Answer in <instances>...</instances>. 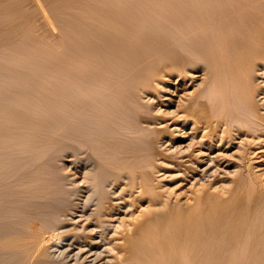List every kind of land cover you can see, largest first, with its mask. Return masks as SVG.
Returning <instances> with one entry per match:
<instances>
[{
    "label": "bare ground",
    "instance_id": "1",
    "mask_svg": "<svg viewBox=\"0 0 264 264\" xmlns=\"http://www.w3.org/2000/svg\"><path fill=\"white\" fill-rule=\"evenodd\" d=\"M131 1L134 0H0V44L14 39L15 45L16 38L21 36L26 27L35 24L45 26L47 14L42 6L45 4L44 7L48 6L50 9L48 13L55 15L53 20L51 17L46 23L52 30L53 49L57 51L62 48V55L64 53L63 56L66 57L63 67L68 68L64 73L52 70L55 76L62 74L63 79L58 75L59 81L62 80L64 83L67 81L63 86L62 81L53 84L56 91H66L64 94L66 101L63 102L61 99L62 102H56L58 100L56 98V103L50 106L56 111L64 110L65 114L62 113L60 119H54L53 116L52 119H24L20 121L24 133L17 129L20 135L24 134L23 138H19L20 135L15 132V136L13 133L10 135L14 137L7 135L5 138L7 143L12 144L10 149L14 148V153L16 147L24 142L25 146L23 144L19 146L20 148L22 146L28 148V145L32 147L34 143L40 144V147L33 145L31 151L26 153L28 157H22L23 160L13 159V152L9 149L11 152L6 153L5 158L0 161V240H4L0 242L2 243L0 264H60L57 262L60 260L50 254L51 245L47 241L49 239L46 240L45 237L53 235L56 226L65 223L63 216L71 207L73 208L72 193L66 192L61 178L52 170L54 167L52 160L48 168H38L32 171L33 173L28 170L30 168L28 165L30 166L32 161L39 160V155L45 153V150L49 154V150L63 148L64 153L68 152L74 158L70 161L75 169L94 171V175L100 169L98 168L100 164L106 165L113 159L117 163L119 161L126 164L140 161L144 142L140 138L141 127L135 122L138 117L135 100L140 98L137 91L143 95L153 94L156 81L162 78L172 80L173 83L175 81V84L183 83L182 86H191L192 83L188 82L201 76L207 80H204V86L199 87L197 93H192L189 99H187L189 96H186V102L182 100L184 103L180 105L173 120L177 121L178 125L192 123V143L188 145V150L179 151L175 159L165 157L164 154L159 155L161 157L154 159L156 162L151 164L152 168L149 165L145 167L150 168L149 173L145 172L144 168L141 170L144 174L137 170L136 173L132 172L134 179L131 182L132 184L134 182L136 188L133 187L137 190V195L144 199L142 202H147L148 205L142 209L144 218L141 217L142 220L140 219L138 223L135 220V230H132L134 232L127 230L128 232H125L127 238L122 232L125 236L123 235L124 239L121 240L124 241L123 244L119 241L121 248L118 249L125 252L124 259L131 264H264V197L262 198L264 192L258 193L254 205L247 206L239 199L240 194L245 193L243 188H241L243 194L240 193L238 196L239 189L236 188V192L228 196V199H224L218 196L217 191L218 195L212 194L215 190H211L212 186L200 183L207 178L210 169L205 165L210 161L212 167L222 166V157L227 158L223 152L237 143L236 139L243 137L249 139L250 143H247L246 147H251L253 143L260 147L259 141L264 139L262 113L264 106L262 107L259 100V97L264 95V0H234L233 6L225 5L220 11L218 9L217 15L209 14L211 16L193 13L197 7L192 2L186 3L189 0L183 2L167 0L168 7L174 9L172 12L175 10L190 12L175 15V12L171 13V9L165 13L163 11L159 14L167 17V20L164 18L166 21L161 24L162 18H159L160 21L155 13V16L150 14V7L146 4L148 1L145 3L142 0L140 4H138L140 0L138 2L135 0L136 3ZM162 1L165 0L158 1L160 5L165 3ZM38 10L42 11L43 19L46 18L42 20L43 24L38 21L40 19L37 18L40 15L37 14ZM60 16L65 17L63 29L60 27L63 24L62 19L60 26L57 22ZM207 27L212 30L207 31ZM58 28L64 30L60 31L62 36L55 33L56 30L59 31ZM38 32L37 34L40 33ZM47 32L41 34L47 35ZM47 39L45 38L46 41ZM158 58L165 60L161 71H155ZM18 79L16 77L14 81ZM55 79L58 81L57 77ZM59 93V96H62L61 92ZM16 95L21 98L24 96L13 93L6 100H12ZM155 122L154 124L157 123ZM163 124L157 123L158 130L168 126V123ZM12 139L16 141L14 142L16 145ZM155 145L157 146L156 143ZM261 145L264 146L262 143ZM35 148L45 150L35 151ZM215 150L220 154L217 153V157L221 156V152L224 156L212 157ZM36 152L40 153H37L38 157L36 154L33 158L29 157V153ZM142 159L145 158L142 156ZM166 164L172 167L163 166ZM151 169L157 174L163 170L178 171V181L200 183V190L197 188V191L192 193L194 203L188 204L187 201L185 203L187 205H184V202L174 201V197L167 196L169 193L166 195L167 191L163 193L164 184L157 186L149 183L156 178L155 173L152 172L154 176L150 175ZM248 173L246 175H249ZM111 177L112 175H109L104 181L105 186L108 182L109 186L114 183L111 182ZM122 177L125 179L126 176ZM85 178L89 180V177ZM95 180L94 176L93 181ZM215 180L216 178L214 180L212 178L207 181ZM239 180L237 182L234 180L238 187L244 179L240 182ZM133 187L131 188L134 190ZM92 195L96 196L98 193ZM96 197H91V200L98 201L96 206L100 207L101 199ZM209 204L210 206L213 204V208L207 209ZM55 234L53 239L57 236V233ZM79 240L75 236V242ZM60 262L67 264V261Z\"/></svg>",
    "mask_w": 264,
    "mask_h": 264
},
{
    "label": "rangeland",
    "instance_id": "2",
    "mask_svg": "<svg viewBox=\"0 0 264 264\" xmlns=\"http://www.w3.org/2000/svg\"><path fill=\"white\" fill-rule=\"evenodd\" d=\"M138 1L139 0H136V2H138ZM158 1L161 2V0H151V1L150 0H146V1L144 0L143 2H145V3L147 2L146 4H148V7H150L149 9H150L151 15H154V13H155L156 16L158 17L157 19L162 18L161 19L162 21L159 19L161 22L158 21V23L160 22V24H161L167 20V17H162V16H160L159 13H162L163 11H164L163 13L168 12V11H170L171 8L168 7L169 2L166 3L167 0L162 1V2L166 3L165 6H164L165 3H162V5H160V3ZM171 1H175V0H171ZM176 1L177 2L178 1L183 2L185 0H176ZM233 1L234 0H232V1L231 0H189L186 3L192 2L195 4V6L197 8H196L195 12L193 11V13H195L197 15H198V13L200 15H207V14L208 15L209 14L217 15V13L220 11V8H222V7L224 8L225 5H226V7H230V5L233 6L232 5ZM131 2L136 3L135 0L131 1ZM140 3H142V0H140L138 2V4H140ZM44 5L42 4L43 10L47 14V20L45 17H44L45 19H43V16L41 13L42 11L40 12L39 10H38V12H40V13L37 12V14L38 15L40 14L42 17L39 15V16H37V18L40 17V19L38 21L41 23L44 20H46L45 26L42 25L43 26L42 27V26H38L39 24L38 25L35 24V25H31L28 28L26 27V30H24L23 33L21 34L22 37L18 36L16 38L15 45H14V39L10 41L11 43L6 41L7 43L5 42L4 44H0V48H1L0 49V75L2 76V78L0 76V81H2V83L0 82V84H1L0 85L1 86L0 87V121L3 123V124L0 123V157H1L0 161H2L5 158L4 155L6 153L11 152L10 150H12V152H13V150H14V148L10 149V147H12V144H10L9 142L7 143V140H5L6 136L8 135V137H14L15 134H19L18 131L24 133L21 130L22 124H20V121H22L24 119H52L53 117H54V119H60L63 116V114H65L64 110L59 109L58 111H56V109H54L52 106H50L56 101V98L58 99L56 102L66 101L65 100L66 95H64L66 91L64 92V91L57 90L58 94L56 95L57 91L54 89V85H53L55 83H60V81H62V80L59 81V78L62 77V74L61 75H59L60 73L58 74L60 77H58V75L55 76V74L52 73V70L54 69V70H58L61 73H64L65 71L67 72L68 68H67V66H65V68H67V69H64V67H63L65 65V62H66V61H64L66 59V57L63 56L64 53L62 55V52H63V51H61L62 48H61V50L59 49L57 51L55 49H53V42H52L53 38H51V36H52L51 31L52 30L50 27L46 26L47 25L46 23H48L49 20H51V17L53 20V16H55V15H52V13L51 14L48 13V11L50 12V9L47 6L48 10L46 11L47 8H46V6L44 7ZM218 9H219V11H218ZM172 10H174V9H171V13L175 12V15H178L180 13L183 14L186 12H190V11H186V10L185 11L184 10H175L172 12ZM49 14H50V16H48ZM211 15H209V16H211ZM164 18H166V20ZM60 19H62L61 21L63 22V24L61 23ZM63 19H65V17L60 16L58 21H57L59 26H60V24H62V26H60L61 29H63V25L65 27V24H64L65 20H63ZM45 27H48L47 29H49V30H47ZM43 28H45V30ZM207 28H208L207 31L212 30L209 27H207ZM41 30H43V31H41ZM58 30L59 31H57V30L55 31V33L58 35H59L60 31L61 32L64 31V30L63 31L60 30V28H58ZM37 31H39V32L41 31V32L40 33L38 32L39 34H37ZM49 31H50V33H49ZM42 32H45V33L47 32V35L45 33H44L45 35L41 34ZM60 35L62 36V33H60ZM44 36H45V38H48L47 41L45 40ZM39 37L41 39H39ZM17 39L20 41H18ZM41 41H43V42H41ZM45 41H46V43H45ZM13 46H14V48H13ZM28 49H30V50H28ZM59 51H61V52H59ZM55 62L57 63V65ZM164 63H165V60L158 58V61L156 63L157 65L155 66V71L156 70H158V71L163 70ZM54 65L57 66L58 68L56 69ZM3 77H5V78H3ZM16 77L19 79L15 80L16 81L15 82L14 78H16ZM53 77H54V79H53ZM56 77L58 78V81H56V79H55ZM12 78H13V80H12ZM60 79H63V77ZM162 79L161 80L159 79V81H156L155 88L152 91L153 94L143 95V93H139L137 91L138 97H140V98H138L137 101L135 100L136 104L134 103L136 105V111H137V115H138L135 122H136V125L138 124V127L139 126L141 127L140 128L141 132L139 131V133L141 136L140 138L143 140L142 142H144V143H142V145L143 144L144 145L142 146L141 155L145 159H142V156H141L140 161L136 160L137 163L134 161L131 163L129 162L130 164H133V165H130L129 163H127V164L122 163L119 161H118V163L120 165H118V163L113 159L112 161H108V163H106V165L100 164L98 166V168H100V169L98 170V168H97L98 171L94 175V171L91 172L88 170L84 171V169H75L72 166L71 161H70L71 159L73 160L74 158L71 157V155H69L68 152L64 153L65 151L63 150V148H62V150L56 149V150H59V152H57L55 149H52V151L49 150V154H47L46 152H48V151L45 150V148L42 149L43 147L41 145L42 148H38L39 150H37V148H35V151L36 150L40 151L42 149V150H45V153H43V152H42L43 154L42 153L40 154L39 152H36L34 154L29 153L30 154L29 157L31 156L33 158V156L35 154H36L35 156L38 157L37 153L40 154L39 155L40 157H39V160L35 159V161H32L31 162L32 165L31 164H30V166L28 165V168L30 167L28 170H30L31 172L32 171L34 172L35 170H38V168H40V169H43L46 167L48 168V166L50 165L49 163L52 160V162H53V163L51 162L52 167L54 165V167H53L54 169L52 168V170H55L57 175L61 178L62 185H64L66 192L72 193V197H73L72 202H74L72 204L73 208L71 207L70 210H68L69 212L68 211L66 212V214H65L66 216L65 215L63 216L62 219H65V221H64L65 223L62 224V226L60 224L56 226V228H55V233H57L56 238L53 239V237H55V235H56L55 233L53 235H50V237H47V236L45 237L46 240L49 239L47 241L49 242V245H51V248H50L51 253L50 254H52V256H54V257H57L56 259H59L60 261H62L64 263L67 261L66 262L67 264H117V263L118 264H124V263L125 264H131L125 260L126 256L124 257V255H123V254H125V252L121 249H118V248H121V245L119 246V243H120L119 241H121V243H122L124 241L123 240L124 236L127 235L126 233L128 231L131 232L132 230H135V222L136 221H137V223L140 222L141 217L144 215L142 212V209L148 205L147 202H142V200L144 201V199H141L139 197V195H137L138 193H137V190L135 189L136 187L134 185V182H133V184L131 182V181H133L132 179H134L133 178L134 175L132 174V172L136 173V170H137L140 173L141 170H143V168H144V171L147 172L148 169H150V168L145 169V167H148V165H149V167H151V164L153 162H156V161H154V159L161 157L159 155L164 154L165 157H170L172 159H175L174 157H176L175 155L179 151L188 150V147L192 143V137H193L191 135L192 127H193L192 123H186V124L179 123V125H178L177 124L178 122L173 121V120H174V117H176V115L178 113L180 105H182L184 102H186V100L189 99L193 95L192 93H197V91L199 90V87H201V86L203 87L204 86L203 84H205L204 80H206L205 78H203V76H201V77L194 78L193 81L188 82L189 84L192 83L191 86H189V85H186V86L183 85L182 86L183 83L175 84V81L173 83L172 80H168L167 78H162ZM261 79L263 80V78H261ZM261 79H259V80L262 81ZM12 81H14V82H12ZM54 81H56V82H54ZM65 81H66V79H65ZM13 83H15L16 86ZM17 83L20 84L19 87H18ZM38 83H39V85H38ZM63 83L64 82L62 81L61 82L62 86L65 84V83L64 84ZM11 84H13V85L11 86ZM3 85H5V86H3ZM35 87H37V88H35ZM59 92H61L62 96L61 95L59 96V94H60ZM13 93L19 94V95H24V96L27 95V96L26 97L22 96V98H21V97L16 95L14 99L6 100L7 97L11 96V94L13 95ZM55 95H56V97H55ZM143 96H146V97L144 98ZM186 96L187 97L189 96V97L187 98ZM17 98H19V99H17ZM61 99H62V101H61ZM3 100L4 101L6 100L5 102H7V103L9 102V103L7 104ZM182 100H185V101L182 102ZM259 100H260V104L263 107L264 106V95L260 96ZM1 102H3V103H1ZM10 102H12L11 106H10ZM144 102H146V103H144ZM6 109H8L10 111H8V110L6 111ZM262 113H264V108L262 109ZM153 115H155L156 117ZM8 117H10V118H8ZM153 120H155V121L157 120L156 121L157 123L162 122V123H164L163 125L168 123L167 124L168 126H166V128L164 127V128H161L158 130V125ZM154 122L156 124H154ZM175 122H176V124H175ZM170 123H172V124L169 125ZM7 126H9V127L7 128ZM155 128H157V129H155ZM17 129H18V131H17ZM144 129H145V132H143ZM3 130H4V132H3ZM155 130L160 132V134ZM14 132H15V134H14ZM11 133H13L14 136H10V135H12ZM22 133H21L22 136L19 134L20 135L19 138H23L24 134H22ZM16 137H18V136H16ZM242 139L244 141H242ZM12 142L14 143L16 141L12 139ZM235 142H237V143H235L231 147L229 146L227 148V150H225L223 152V154L226 155V157H227V158L222 157L221 163H223L224 165L222 164V166H219V167L218 166L212 167V166H210V161L207 163V165H205V167H209L210 169H209V172L207 174V178L204 179V181L201 180L200 183L203 185L205 184V186H212L211 190L212 191L214 189L215 190L213 191V193L212 192L211 193L216 194V195L219 194L218 196H220L221 198H224V199H228V196H230L234 192H236V188L239 189V190H237V195L240 193L243 194L245 191V193L247 195L245 193H244V195L240 194L241 197L239 199H241L242 202H245L247 204V206L250 204L254 205L256 203L255 199H257V197H258V193L264 192V185H261L262 183L264 184V176H263L264 175V146L261 145V143L264 144V139H263V141L262 140L259 141L260 147L258 144L255 143L257 145V147H259V148H257L256 145H254V143H253L254 146L251 144V147H249V146L246 147L250 143V140L247 139L246 137H243L241 139L240 138L236 139ZM155 143L157 144V146L155 145ZM14 144L16 145V143H14ZM23 144H21V145H23ZM25 144L23 146H25ZM35 144L36 143H34L33 145H35ZM21 145H19V146H21ZM33 145H32V147H34ZM19 146L16 147L18 152L15 149V153L14 152L12 153V155H14L13 159L15 158L18 160V158H20L23 160L22 157H25L26 153L28 154V151L32 147H31V145H28V148H29L28 149L27 147L22 148L23 147L22 146L20 148ZM35 147H40V144L38 145V143H37L35 145ZM26 149H27V151H26ZM33 150H34V148H33ZM54 152H56V153H54ZM154 152L157 154L159 153L158 156H157V154L155 155ZM250 152H252V153H250ZM32 153H33V151H32ZM144 153L146 155H144ZM217 153L219 154V151L215 150V152L213 153L214 155L212 154V157L213 156L217 157L216 156ZM223 154L221 152V156H224ZM153 155H155V157ZM219 155L217 158L221 157ZM15 156H17V157H15ZM41 156H42V158H41ZM53 156H54V158H53ZM243 156H244V158H243ZM26 157H28V156H26ZM245 157H246V159H245ZM223 158H224V160H223ZM248 159H250L251 162ZM242 160H243V162H242ZM33 162H35V163H33ZM161 162H160V164H161ZM19 164H17V165H19ZM107 164H109L108 167H107ZM121 164H122V166H121ZM163 164H165V163H163ZM247 164H249V165H247ZM250 164H251V166H250ZM134 165L136 167L138 165H140L139 166L140 168L137 167L138 168L137 169V168H135ZM103 166L105 169L102 168ZM119 166L122 170L120 168H118ZM128 166H129V168H131V170L128 168ZM163 166H166L168 168L172 167L168 164L163 165ZM117 169L118 170L120 169L122 172L120 170L117 171ZM139 169H140V171H139ZM79 170H81V171H79ZM86 171L91 172L90 174L88 173L90 176L87 174ZM172 171L173 170H171V171L163 170L157 174L154 172V169H153V171L151 169L150 175L151 176L155 175L156 178L154 177V179H152V177H151L152 180L149 178L151 180L149 183L156 184L157 186L158 185L163 186V184H164V187H162V189H165L163 193L165 194L167 191L166 195L169 193V195H167V196H172L171 198L174 197L173 198L174 201L177 200L181 203L184 202V205H187V204H185V203H187V201H188V204H193L194 200L192 199L193 198L192 193H194V191H197V188L200 190L201 184L200 183L196 184V181H191V182L178 181V179H179L178 171H173V172ZM116 172H117V174H116ZM124 172L126 175L124 174ZM152 172L155 174L152 175ZM112 173H114V175ZM119 173H123L124 175L119 174ZM141 173L144 174L143 171ZM147 173H149V171ZM247 173L251 176L246 175ZM130 174H132L133 176L130 177ZM212 174H215L216 176L212 175ZM256 174H258V176ZM109 175H112L111 182H114V183L110 184V186H109L108 184L110 182H108L107 185L105 186L104 181L108 178ZM121 175L124 177L126 176L125 179ZM86 176H87V179L89 177L90 181L86 180V178H85ZM94 176L96 178V180H95L96 182L93 181ZM208 176H209V178H208ZM121 177L123 178V180ZM129 177L131 180L129 179ZM260 177H261V180H260ZM198 178H199V176H198ZM212 178H213V180L216 178V180L210 181V182L207 181L210 179L212 180ZM245 178H246V180H245ZM124 180H125V182H124ZM158 180H160V181H158ZM234 180L236 182L238 180H239V182L243 180L244 182L243 181L240 182L239 183L240 185L238 187L237 183H235ZM93 182H95L96 184ZM100 182H101V184H100ZM129 182H131V183H129ZM152 182H154V183H152ZM192 183H194V184H192ZM199 185H200V187H199ZM101 186H103V188H101ZM253 186H255V187L252 188ZM131 187H133L134 190ZM98 188H99V190H98ZM241 188H243L244 191ZM94 191H96L98 193V195H96L97 197L93 196V195L91 196V194L96 193ZM216 191L218 194L216 193ZM239 191H241V192H239ZM250 194H251V196H250ZM255 194H257V196ZM136 195L138 196V198ZM134 196H136V197H134ZM225 196L227 198H225ZM245 196H248V197H245ZM91 197H96V198L100 197L101 202H102L100 207L96 206L98 201L93 202L91 200ZM253 197H255V198L253 199ZM263 197L264 196H262V198ZM245 198L247 199L246 200L247 202L245 201ZM250 199H253V200H250ZM249 200H250V203H249ZM86 201L88 203H86ZM89 201H90V203H89ZM179 202H176V203H179ZM134 203H135V205H134ZM211 206L209 204L208 205L209 208H207V209L213 208V204H211ZM225 214L226 213H223V215H225ZM136 215H138V217ZM97 216H98V218H97ZM101 217H102V219L103 218L104 219L103 220L100 219ZM142 218H144V217H142ZM213 218L216 219V217H213ZM213 218H211V219H213ZM234 219L236 221H238V219H236V218H234ZM97 220H99V222H97ZM132 221H134V222H132ZM213 221L215 222V220H213ZM73 222H74V224H73ZM122 222L124 225L122 224ZM99 223L101 226L99 225ZM94 224H96V225H94ZM128 224H129V226H128ZM106 225H107V227H106ZM100 228H102V229L100 230ZM126 228H128V229H126ZM85 231H86V233H85ZM122 232L123 233L126 232L125 235L122 234ZM132 232H134V231H132ZM103 235L105 237H107L106 238L107 240L104 238ZM121 235H122V237H121ZM129 235H130V233H129ZM75 236L78 239H80L78 242H75ZM51 237L53 240L52 239L50 240ZM125 237L127 238L128 235ZM117 238H118V240H117ZM121 238H123V239L121 240ZM57 240H58V242H57ZM0 242H4V240H0ZM1 244L2 243H0V246H1ZM115 246H116V248H115ZM99 253L102 255H100ZM97 254L100 255V258H101V259L99 258L100 261H98L99 255H97ZM77 255H79V256H77ZM95 257L97 260H95ZM124 260H125V262H124ZM60 261H57V262L62 264ZM112 261H113V263H112ZM82 262H84V263H82ZM115 262H117V263H115Z\"/></svg>",
    "mask_w": 264,
    "mask_h": 264
}]
</instances>
